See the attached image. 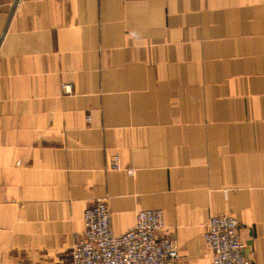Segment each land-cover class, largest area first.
Wrapping results in <instances>:
<instances>
[{
    "label": "crops",
    "instance_id": "crops-1",
    "mask_svg": "<svg viewBox=\"0 0 264 264\" xmlns=\"http://www.w3.org/2000/svg\"><path fill=\"white\" fill-rule=\"evenodd\" d=\"M102 196L116 235L162 209L178 264H212L209 218L234 214L264 264V0H15L0 15V264H73Z\"/></svg>",
    "mask_w": 264,
    "mask_h": 264
},
{
    "label": "built area",
    "instance_id": "built-area-1",
    "mask_svg": "<svg viewBox=\"0 0 264 264\" xmlns=\"http://www.w3.org/2000/svg\"><path fill=\"white\" fill-rule=\"evenodd\" d=\"M62 88L71 91L70 84H62ZM109 168L122 169L118 154L109 160ZM83 224V236L72 247L73 264H178L180 259L173 235L166 234L161 239L156 235L167 230L162 209H141L134 229L116 235L108 196H102L84 211ZM204 240L212 264H251L244 255L240 222L234 214L210 216Z\"/></svg>",
    "mask_w": 264,
    "mask_h": 264
},
{
    "label": "rangeland",
    "instance_id": "rangeland-1",
    "mask_svg": "<svg viewBox=\"0 0 264 264\" xmlns=\"http://www.w3.org/2000/svg\"><path fill=\"white\" fill-rule=\"evenodd\" d=\"M15 0H0V15L9 14Z\"/></svg>",
    "mask_w": 264,
    "mask_h": 264
}]
</instances>
